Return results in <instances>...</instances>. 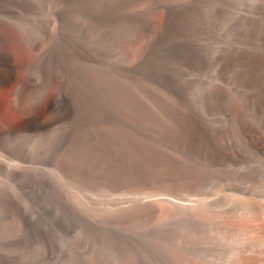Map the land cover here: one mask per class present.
I'll return each mask as SVG.
<instances>
[{
	"label": "bare ground",
	"instance_id": "bare-ground-1",
	"mask_svg": "<svg viewBox=\"0 0 264 264\" xmlns=\"http://www.w3.org/2000/svg\"><path fill=\"white\" fill-rule=\"evenodd\" d=\"M96 1H99V2L101 1V6H100V8L94 7L96 9L91 8V9H93L91 11L92 12L91 16H94L96 18H104V19L107 18V20H108V18H117V19L122 18L121 21L123 20V18H126V19H130V21H128L129 24L132 20V21H134V23L132 22L133 25L137 29L138 28L143 29V27L147 28L150 26L151 18L156 17V16H153L154 15L153 13L155 11L156 12L160 11L161 13H164L163 11L167 12L168 8L170 6L178 5L180 3H183L185 0H85V4H88V7H92L90 5L94 4ZM207 1H206V3H208ZM210 1H212V0H210ZM223 1L224 0L220 1L222 3L219 6V8H220V12L222 11L221 13H224L223 14V16H224V15H228V13L226 14V11L223 12V10L226 8V7L222 6V5H224ZM228 1L229 0H227V2ZM240 1H242V0H240ZM243 1H245V0H243ZM246 1H248V0H246ZM250 1L251 0H249V2ZM252 1H256V0H252ZM259 1L262 2V4H260ZM259 1H258L259 6L260 5L263 6L264 0H259ZM203 2H205V0H203ZM212 2L211 3L209 2V3L212 4ZM251 2H250V4H251ZM89 3H90V5H89ZM199 3H200V5L204 4V3L201 4V1ZM206 3L204 4L205 6L207 5ZM228 3L233 4V2L231 3V0ZM240 3H242V2H240ZM255 3H253V5L251 4V6L253 7ZM214 4H215V1L213 2V6H214ZM218 4H220V3L217 2V5ZM256 4L258 5V3H256ZM239 5L241 6V4H239ZM209 6H211V5H209ZM248 6L250 7V5H248ZM259 6H257V7H259ZM198 7L201 8V6H198ZM230 7H231V5H230ZM233 7H235L234 4H233ZM237 8H238V5H237ZM261 8H263V7H261ZM87 9H85V10H87ZM215 9L217 10L216 12L218 13V10H219L218 6ZM215 9L213 8V10H215ZM231 9H232V7H231ZM255 9H257V8L255 7ZM200 10L202 12V9H200ZM204 10H206V9H203V11ZM226 10H227V8H226ZM251 10H253V12H255L254 7ZM187 11H191V10L187 9ZM187 11L185 13H187ZM193 11H194V9H193ZM193 11H191V12H193ZM208 11L209 10H207V13H209ZM259 11L260 10H258V13H259ZM86 12H88V11H86ZM214 12H213V14L216 13V12L215 13ZM234 12H232L233 15H235ZM194 13H191V14L194 15ZM197 13H200V11L199 12L197 11ZM217 13H216V15H218ZM184 15H183V18H184ZM193 15H192V17H193ZM201 15H203V12L201 13ZM201 15H198L197 18L195 17L192 19L196 20ZM204 15L208 16V14H206V13ZM219 15L221 16L222 14H219ZM233 15H232V17H234ZM258 15L260 16V14H258ZM189 16H191L190 12H189ZM189 16H188V18H189ZM215 16H213V17L215 18ZM247 16H249V14ZM181 17H182V14H181ZM202 17L203 16H201L199 19L202 20L201 19ZM209 17H212V16L209 15ZM236 17H238V14H237V16H235V18ZM186 18H187V16H186ZM216 18H218V17H216ZM229 18L230 17H228V19H226L225 21H223V18H222V21L223 22H226L227 20L229 21ZM235 18H233V19H235ZM192 19H190V20H192ZM204 19H206V18H204ZM210 19L212 20V18H210ZM240 19H241V17H240ZM245 19H247V18H245ZM179 20H180V18L177 19L176 21H179ZM247 20H248V22H250L251 20L254 21L255 19L252 18V19H247ZM258 20H257V22H258ZM102 21H103V19H102ZM110 21H108V22H110ZM152 21L155 23V20H152ZM183 21H184V19H183ZM183 21H181V24L185 23V22L182 23ZM185 21H186V26L189 27L191 21H189V19L188 20L186 19ZM187 21L190 22L188 25H187V23H188ZM202 21L203 22H201L200 24L205 25V24H203L205 20H202ZM207 21H209V20H207ZM259 21L261 22L262 20H259ZM117 22H119V21H117ZM124 22H125V20H124ZM216 22L218 24L219 21H216ZM216 22H213V23L215 24ZM220 22H219V24L222 23V22L221 23ZM255 22H256V20H255ZM98 23L99 22H97L98 26H96V24L93 25V23H91L90 25H93V28H94V26L101 27V25L99 26ZM198 23H196L197 25H195V26L201 27L202 25H200ZM227 23H230V22H227ZM102 24H105V26L109 25V23L108 24L102 23ZM117 24H119V23H117ZM117 24H114V25L117 26ZM121 24H123V23H121ZM178 24L180 25V23H178ZM192 24H193V22H192ZM194 24H195V21H194ZM230 24L232 25V23H230ZM233 24H234L233 25V27H234L236 23H233ZM110 25H111V22H110ZM133 25H131V27ZM207 25H208V23H207ZM211 25H213V24L211 23ZM105 26H104V28L102 27L103 30L101 28L100 31L97 28L99 33L101 31L102 32L104 31V33L106 31L108 32L109 29L105 30L107 28V26H106V28H105ZM184 26H185V24H184ZM192 26H194V25H192ZM195 26H194V28H195ZM119 27H120V25H119ZM119 27L115 30L119 31L121 29V28L119 29ZM121 27H123V26H121ZM135 27L133 28V30L136 29ZM198 27L196 29L199 31L202 30V32H200V33H201V35H204L203 27L200 29H198ZM208 27H209V25L206 26L204 28V30H206V28H208ZM215 27H216V25H215ZM219 27H220V25H219ZM222 27H223V24H222ZM77 28H79V27L77 26ZM112 28L114 29L116 27H111L110 28L111 31H113ZM125 28L126 27H124V29ZM179 28L181 30L182 27H178V28L176 27L177 30H179ZM209 28H211V27H209ZM183 29L186 30L185 28H182V31H183ZM236 29H238V28L236 27ZM258 29H259V27H258ZM133 30L131 33H129V35L131 34L130 36H132L134 38L135 35H138V33L136 32V34H135V31L133 32ZM192 30H193V28H192ZM232 30H233V28L231 27V31ZM238 30H240V29H238ZM116 31L114 33L110 32L111 35L115 34ZM127 31H130V29L128 28ZM139 31L142 33L141 30H139ZM182 31H180V32H182ZM190 31H191V29L187 28L186 33H188V36H189ZM262 31H264L263 28H262ZM46 32H48V31H46ZM102 32H101L100 36L102 35ZM121 32H123V31H121ZM191 32L193 33L194 30ZM246 32H248V31H246ZM99 33H96V34H99ZM145 33H147V32L145 31L144 34ZM192 33H191V36H192ZM207 33L208 32L206 31V35L208 36ZM209 33H212V32L209 30ZM223 33H224V31H223ZM122 34L124 35L125 33H122ZM196 34H197V32H196ZM241 34H242V32H241ZM142 35H143V33H142ZM142 35H140L139 39L142 38ZM145 35H143V36H145ZM181 35H183V34H181ZM184 35H185V33H184ZM206 35H204V36H206ZM225 35L228 36V34H225ZM235 35H238V34L236 33ZM259 35H261V33ZM50 36H48V37L50 38ZM103 36H104V34H103ZM107 36L109 37V33L107 34ZM114 36L117 37V35H114ZM118 36H119V34H118ZM186 37H187V35H186ZM197 37H199V36H197ZM136 38L137 37H135V39ZM213 38H214V36H213ZM213 38L210 37V39H213ZM242 38H243V36H242ZM119 39H116V40H118V42H120ZM124 39L125 38L123 37L122 41H124ZM129 39L131 40L130 37H129ZM135 39L132 40V42H134ZM201 39H205V38L203 37ZM235 39H233L234 42H240L239 38H238L239 41H236ZM255 39L257 40V38H255ZM189 40H190V38H189ZM191 40H194V39H191ZM215 40H217V38ZM225 40H227V42H228L229 39H225ZM233 40H229V42H231ZM250 40L251 39L249 38L248 42H250ZM112 41H114V40H112ZM197 41H199V40H197ZM201 41L204 42L203 40H201ZM207 41L208 40H205L204 43H207ZM224 42H226V41H224ZM251 42H253V41H251ZM251 42H250V44H251ZM115 43L116 42H114L113 47H116ZM204 43H202V44H204ZM242 43L244 45L245 41L242 40ZM127 44H130V43H127ZM127 44H125V45H127ZM132 44L133 43H131V45ZM250 44H247V45H250ZM121 45H118V46L121 47ZM253 45L255 46V44H253ZM77 46H79V45L77 44ZM111 46H110V48H113ZM180 46H182V45H180ZM193 46L190 48H193ZM128 47H131V46L129 45ZM175 47L177 48L179 46L175 45ZM235 47H233V49ZM242 47H244V46H242ZM242 47H240V48H242ZM102 48H104V49L107 48V53H108V50H110L109 47H102ZM208 48L210 50V47H208ZM229 48H231V47H229ZM128 49H130V48H126V50H128ZM193 49H195V47ZM200 49H201V47H200ZM228 49H227L228 52L231 51V52H229V54L230 53L232 54L233 53L232 48H231V50H228ZM237 49L238 48H236V50ZM245 49L243 50V52L245 51L246 53L244 52V53L239 54L238 52L240 51V49L237 52L238 55L236 57V61L239 60V64L237 62H235V64L232 65L233 63L231 62L232 64L229 63L226 67H224V69L225 68L226 69L225 70L223 69L224 72L222 71L223 74H221L222 79H221L220 83L219 82L218 83H216V82L211 83L212 82L211 81L209 84L206 82L207 85L204 87L203 84L205 83L204 82L205 79L204 80L202 79L204 82L202 84L204 88H203L201 93H198L199 94L198 96L196 93L197 91H195L196 95H193L194 97L189 96L191 91L188 95H185V93H184L185 91L187 92V90H190L191 88H193L194 90H196V89H195V87H191V85H189V84L188 85H182L184 80H182L181 84H178L177 82H176L177 84H174L175 83L174 82L173 84L161 83L162 85H156V83L158 81L155 83V85H153L152 82L151 83L149 82L150 84H148V82L147 83L136 82L137 83V84H135L136 86H133L135 82L133 83V85L132 84L127 85V83H128L127 82L126 85H124L125 87L123 86L124 89H122V92H123L122 97L117 98V99L113 98L110 100V102L107 103L110 107V111L108 113L109 125H108V122L106 123V126L103 125L104 124V121H103L102 122V125H103L102 128L103 129L100 130V128H98L100 131L95 130L96 129L95 127H97L98 125H96L95 127H94V124L91 125L92 127L95 128V129L92 128L95 131L92 132V134H90L89 137L86 136V134L83 133V131H82V133H83V135L84 134L85 135H84V137H81V135H82L81 129L79 131L81 135L76 132L77 134L75 136L80 135V137L82 139L84 138V142L81 139L82 142H80V143H83L85 148H86V149L85 148L84 149L88 150V158L86 157V160H85V159H83L84 157H82L83 162L85 160L86 161L85 163H88V164H86L87 166L84 165V163L79 158L78 159L76 158V160H74L73 156H72L73 159H72V157L58 159V160H60V161H58V163H59L58 166L64 172V176L66 173L67 176H69L72 179H76V180L78 179V181H79V178H81V180L82 179L85 181L87 180V182L90 181V182H93V184H95V182H96V185H94V186H98L97 183H99L102 188L104 187V190L102 189L103 192L99 189L101 187L98 186V188H97L98 191H100L98 193L102 192L101 193L102 195H104V194H110V195L112 194L113 195L114 193H117L118 191H120V189L123 187L126 188V187H130V186H135V185L149 186V185L154 184L156 186V189L154 191L148 192L146 195L143 194L144 196H140V194H139L138 195V196H140L139 200L137 199L136 202H132V203L127 204V205H125L123 202H122L123 204H121V203L119 204L117 202H115V203L112 202V204H110V201H109V204L101 203V202L96 203L97 201L94 202L95 201V199H94L92 205L90 204L88 206V205H85L86 202H84V199H83V203L86 206L85 209L83 206L84 211L88 210L89 214L94 215L95 218L100 217L99 219H103V221L100 222V225L102 222H105L107 225H109L111 240L117 245L115 247L116 250L114 252L115 256L113 259V262L115 264H264V52H261V51L252 52L253 50L252 51L247 50L248 51L247 52ZM11 50H12V48L10 49V47L8 45V41H6L4 38H0V83L7 82L9 77L14 78V75L16 74L15 66L12 62L13 58H12V51ZM178 50L179 49H177V51ZM195 50L193 52H195ZM225 50H223V52ZM76 51H78V49ZM95 52H96V50H95ZM110 52H112V51H110ZM114 52L115 51H113L111 54H113ZM171 52H172V50H171ZM206 52H208V49H206ZM225 52L222 53V51H221V54L224 55ZM103 53L101 55L102 57H104ZM187 53H189V52H187ZM202 53L204 54V52H202ZM123 54H125L124 51H123ZM171 54L169 52V55H171ZM205 54L209 55V53H205ZM229 54H226V55L229 56ZM86 55H88V54H86ZM198 55H199V53H198ZM226 55H224V56H226ZM235 55L234 56L230 55V56L232 58H234ZM50 56H52V55H50ZM107 56H109V55H107ZM172 56H174L173 58H175L176 53ZM181 56H183L182 53H181ZM224 56H223L222 60L224 59ZM228 56H227V58H228ZM164 57H165L164 60L166 61L167 60L166 55ZM186 57H187V55L185 56V58ZM190 57H192V56H190ZM220 57H219V59L221 60ZM86 58H88V56H86ZM176 58H178V56H176ZM181 59H182V57H181ZM187 59H189V58H187ZM195 59H198V58H195ZM99 60H100V58H99ZM168 60H170V59H168ZM198 60H200V59H198ZM207 60H208V58H207ZM97 61H98V59H97ZM173 61L178 62V60H173ZM182 61L178 62L179 65H181L180 62H182ZM204 61L206 62L205 58H204ZM204 61H202L203 63L200 65L205 64L204 66H206V64H208V63H204ZM241 61H242V63H240ZM154 62L157 64V62L161 63L162 61H159V59H158V61H154ZM207 62H212V61L208 60ZM217 62H218V60H217ZM100 63H103V62H100ZM153 63H152V65H153ZM188 63L189 62L187 60V64ZM192 63L190 60L189 65L191 64V67H192ZM161 64H162V66H166V68H167V65H163L164 63H161ZM182 64H184V63L182 62ZM198 64H199V61H198ZM226 64H227V62L225 63V65ZM92 65L94 66V64H92ZM184 65H186V63ZM99 66H102V64ZM196 66H197V63H196ZM175 67H177V66H175ZM201 67L203 68V66H201ZM201 67H200V69H202ZM209 67H211V65ZM90 68H91L90 66L87 67L88 70ZM98 68L100 69V67H98ZM98 68H97V70H98ZM151 68H152V66H151ZM160 68H161L160 71H162L163 68L162 67H160ZM177 68H178L177 71H179V67H177ZM184 68H186V71H187L188 67H184ZM195 68H199V67H195ZM77 69L79 71L80 68L77 67L76 70ZM191 69H190V71L192 72ZM82 70H85V69H82ZM82 70L80 72H82ZM86 70L84 72H86ZM106 70H108V69H106ZM151 70H153V69H151ZM151 70H149V72ZM183 70H181V68H180L181 72ZM197 70L194 72H198ZM205 70L203 69V71H205ZM221 70H222V68H221ZM90 71H92V70H90ZM147 71H148V69H147ZM175 71H176V69L174 68V71L172 70L171 72H167V73L170 74V73L175 72ZM149 72H147L148 73L147 75L150 74ZM103 73H105V72H103ZM50 74H52V73H50ZM162 74H163V72H161V75ZM175 74H176V72H175ZM175 74H174V76H175ZM61 75H63V74H61ZM78 75H80V74H78ZM95 75H96V72H95ZM95 75H93L91 78H94ZM104 75H106V74H103L101 76L104 77ZM118 75H119V73H118ZM139 75H141V74H139ZM170 75H172V74H170ZM178 75H181V74H177L176 76H178ZM58 76H60V75H58ZM123 76H125V75H123ZM143 76H145V75H143ZM156 76H158L160 78V76L158 74ZM103 77H101V79ZM113 77H114V75H113ZM169 77H171V76L166 75V79H168ZM59 78H61V77H58L57 79H59ZM91 78H90V80H92ZM119 78L117 77V79H119ZM121 78H123V77H121ZM151 78L153 79V76H151ZM181 78H183V77H181ZM57 79H54V80H57ZM80 79H82V78H80ZM83 79H84V77H83ZM131 79H133V78H131ZM144 79H147V77ZM144 79H143V81H144ZM173 79H174V77H173ZM200 79L199 80L195 79L192 82L193 83L195 82L194 84L198 86V84H196V83L198 81L200 82ZM90 80H89V82H90ZM133 80H135V78ZM133 80H132V82H133ZM81 81H83V80H81ZM117 81H120V80H117ZM146 81H148V80H146ZM149 81H151V80H149ZM205 81H208V80H205ZM86 82H87V80H86ZM89 82H87V83H89ZM98 82H100V80H98ZM121 82H123V81H121ZM13 83L14 84H13L12 89H11V94L16 95L17 97H15V99H13L12 102L14 103L15 101H18V100L20 101L19 102L20 103L19 104L20 109L17 111L21 110V113H23L22 115L25 117V119L32 123V121L34 120L35 117L32 116L31 113H29V111H30L29 107L31 105L36 111H38L39 106L37 103V99L32 95L33 94L32 91L29 90L30 89L28 86L29 83L26 81V79L23 78V73H21V72L18 73V78ZM81 83H82V87H83V84L86 85L84 82H81ZM95 84H96V82H95ZM99 84L97 83L96 84L97 86L94 87V89L97 87H102ZM104 84H105V80H104ZM111 84H113V83H111ZM114 84H116V83H114ZM118 84H120V86H122V83L119 82ZM118 84H116V86ZM93 85L94 84H91V86H90V84H89L91 89H92ZM120 86H117L115 89L119 88ZM75 87H77V86H75ZM87 87L88 86H86V88ZM200 87L202 88V86H200ZM90 88H88L86 92L90 91V94H91V92L96 91V90L92 91L93 89L91 90ZM103 88H105V87H103ZM76 89H78V88H76ZM193 89H192V92L194 91ZM79 90H81V89H79ZM164 91H167V92L170 91V93H172V96L169 93L166 96L165 94H163ZM200 91H198V92H200ZM33 92H34V89H33ZM102 92H103V89H102ZM102 92H100V93H102ZM119 92H121V90ZM167 92H165V93H167ZM44 93L45 92H43L42 94L45 95ZM84 93H85V91H84ZM96 93H97V91H96ZM109 93L112 94V96L114 95L111 91H109ZM29 94L31 97L30 101H29V98H30ZM42 94H40V95L42 96ZM90 94H89V96H90ZM76 95H77V91H76ZM46 98H47V96H46ZM102 98L100 100H103ZM82 99H81L82 100L81 103H83V101H84V98H82ZM46 100H47V102H45V103H47L48 106L51 105V103L53 101L52 98L48 97ZM81 100H79V101H81ZM91 100H93V99L89 98V101H91ZM96 100H99V99H96ZM96 100H94V101H96ZM104 100H106V99H104ZM94 101H91L89 103L92 105V102H94ZM103 101H99V102L101 103ZM29 102H30V105H29ZM99 102H97V103H99ZM105 102H103V103L106 104ZM42 103H44V102L42 101ZM77 103H78V101H77ZM90 104H89V108H90ZM107 104L104 106H108ZM85 106H86V104H85ZM92 106H94V105H92ZM14 107H16V106H14ZM32 107L30 109H33ZM83 107H84V105H83ZM101 107L103 108V106H101ZM43 108L44 107H42V109ZM96 108H97V110H99L100 106H99V109H98V107H96ZM77 109H79V108H77ZM105 109H106V107H105ZM45 110H46V107H45ZM91 110H92V107H91ZM97 110L94 109V112ZM107 111H108V109H107ZM91 112H93V111H91ZM34 113H36V112H34ZM37 113H39V111ZM95 113L98 114V112H95ZM102 114H105V113L102 112ZM105 117H107V113L105 114ZM98 118H100V117H98ZM61 119H62V117H61ZM67 119H65V121ZM103 119H104V117L101 118L100 121H102ZM105 119H107V118H105ZM65 121H63V123ZM105 122H106V120H105ZM97 124H99V123H97ZM100 124H101V122H100ZM99 126H101V125H99ZM85 128H84V130H85ZM88 130H89V128L86 130L87 134L89 133ZM91 131L92 130H90V132ZM33 133H34V131H33ZM70 136H72V135H70ZM85 137H87L86 140H85ZM75 139L73 138V140H75ZM22 140L24 141L25 137H23V139H21L20 141H22ZM26 140H25V142H26ZM73 140L70 141L71 144H72ZM76 140L78 141L80 139H76ZM23 141L21 143H23ZM28 141H29V139H28ZM26 143H28V142H26ZM68 144H70V143H68ZM77 144H78V142L76 144L74 142V146ZM70 145H65V146L68 147ZM72 145H71V147H73ZM76 147H75V149H76ZM63 149H65V148H63ZM66 149L68 150V148H66ZM77 150L79 151V149H77ZM85 152H87V151H85ZM66 153H67V151H66ZM74 153H75V151H74ZM84 153L83 154L80 153V154L85 155ZM69 154L70 153H67V155H69ZM76 154H79V153L76 151ZM61 156H64V155L62 154ZM74 156H76V155L74 154ZM79 157H81V155ZM56 173H57V171H56ZM6 174H7V170H6L5 166L2 164V162H0V192L3 191V188H4L3 186L6 183V178H5ZM46 178L47 177H45V179ZM62 178L63 177H61L60 180H62ZM52 180H54V179L52 178ZM66 180H67V178H66ZM55 183L56 182H54V184ZM66 183H67V181H66ZM54 184H53V186L55 187ZM90 184H88L87 187L88 186L91 187ZM82 185H84V184H82ZM102 185H104V186H102ZM50 186L52 188V185H50ZM57 186H58V184H57ZM59 186L61 187V185H59ZM66 186H68V185H66ZM105 186H107V187H105ZM75 187H77V186H75ZM71 188H72V185H71ZM81 188H83V187H81ZM58 190H60V188ZM58 190H57V192H58ZM62 190H63V188H62ZM76 190H78V189H76ZM93 191L95 192V190H93ZM93 191H92V193H94ZM79 192L81 193V190ZM63 193L64 192H62V196H63ZM71 194H73V196H74V192ZM76 194L78 195V193H76ZM76 194H75V198L78 197ZM55 195H58V193ZM96 195H97V193H96ZM118 195H120V194H118ZM87 196L88 195H86V197ZM129 196H127V198ZM136 196L137 195H135L134 198H136ZM7 198H9V197H7ZM7 198H5V200ZM82 198H83V196H82ZM89 198H91V197H89ZM115 198H117V197L115 196ZM57 199L58 198L56 196L55 200L57 201ZM8 200L9 199H7V202H9ZM79 200L80 199H78V201ZM86 200H87V198H86ZM60 201H62V200H60ZM75 201H77V200L75 199ZM124 201H125V199H124ZM127 202H129V201H127ZM12 203H13V201H12ZM83 203H82V205H83ZM88 204H89V202H88ZM70 205H71V203H70ZM78 206H77V208H78ZM5 207H6V205H5ZM64 208L66 209V207H64ZM77 208H76V211L78 210ZM8 209L10 210L9 207H8ZM12 209H11V211H12ZM0 210H1V206H0ZM3 210H1V212ZM71 210L73 212H75V209L74 210L70 209V211ZM77 212H79V210ZM79 213H77V214L79 215ZM73 214H76V213H73ZM83 215H84V213L82 214V216ZM86 215H87V213H85V216ZM72 217L74 218V215ZM86 217L83 216L84 219ZM78 219H77V221L79 222L80 220H78ZM99 219H98V221H100ZM88 221L89 220L87 218V221H85V222L88 223ZM93 221H94V219H93ZM82 222L84 223V225L87 224L83 220H82ZM80 223H81V221H80ZM114 226H117V229H115ZM10 227L11 226H9L7 229H9ZM85 227H86V225L83 228H85ZM88 227H90V226H87L86 228H88ZM96 230H97V227H96ZM95 232H97V231H95ZM100 233H101V231H100ZM97 234H99V232ZM101 236H103V235L101 234ZM99 238H97V239H99ZM103 245H105V244H103ZM97 247H98V244H97ZM102 247L104 248L105 246H102ZM111 248H112V246H111ZM111 250H113V249H110V251ZM105 251H104V254H107ZM102 255H103V253H102ZM95 256L93 257L94 259L96 258ZM105 258H107V257H105ZM103 260H105V259H103ZM110 261H111V259H110Z\"/></svg>",
	"mask_w": 264,
	"mask_h": 264
},
{
	"label": "rangeland",
	"instance_id": "rangeland-1",
	"mask_svg": "<svg viewBox=\"0 0 264 264\" xmlns=\"http://www.w3.org/2000/svg\"><path fill=\"white\" fill-rule=\"evenodd\" d=\"M200 1H201V4L202 3L205 4L207 0H205V2H203V0H200ZM200 1L199 0H185L183 3L178 4L179 6L178 5L170 6L168 8L167 12L163 11L164 13H161L160 11H157V12L155 11L153 13L154 14L153 16H156V17H152L153 19L151 18L150 21L152 23L150 22V26H149L150 28L149 27H147V28L143 27V29H144L143 30L142 28L137 29L133 25L134 21H132V20L129 24L128 21H130V19L123 18V20L121 21L122 18H120V19L108 18V20H107V18L104 19V18H96L94 16H91V13H92L91 11L93 10L91 8H94V7L100 8L101 1L100 2L96 1L92 5H90V3H89V5L92 7H88V4H85V0H0V38H4L6 41H8V45H9L10 49L12 48V50H11L12 51V58H13L12 62L14 64L15 70H16V74L14 75V78L9 77L7 82L0 83V139H1L0 140V162H2V164L5 166V168L7 170V174L5 177L6 183H5V185L3 184L4 185L3 191L0 192V197H1L0 198V200H1L0 206H1V210L4 209L2 212L0 210V216H1L0 217V227H1L0 228V264H115L113 262V259L115 256L114 255V252L116 250L115 247L117 245L111 240L109 225H107L105 222H102L100 225V222L103 221V219H99L100 217L95 218L94 215L89 214L88 210L84 211V209L86 207L85 205H88V206L90 204L92 205L94 199H95L94 202L97 201L96 203L101 202V203L109 204V201H110V204H112V202L113 203L117 202L119 204L124 203L125 205H127V204H130L132 202H136L137 199L139 200L140 196H144L148 192L154 191L156 189V186L154 184L149 185V186L135 185V186H130V187H126V188L123 187L120 189V191H118L117 193H114L113 195L112 194L111 195L110 194L102 195L101 193L103 192L104 187L102 188L99 183H97V184L99 187H101V188H99L102 191L101 193H98V192H100L97 189L98 186H94V185H96V182H95V184H93V182L89 181L91 183L90 184L89 182H87V180L86 181L83 179L81 180V178H79V181H78V179L76 180V179L70 178L69 176H67L66 173H65V176H66L65 177L64 172L58 166V164H59L58 161H60L58 159L68 158V157L73 156L74 160H76V158L77 159L79 158L83 162L82 157H84L83 159H85V160H86V157L88 158V150H85L86 148H85L84 144L80 143V142H82L81 137H84L85 134H86V136L89 137V135L92 134V132H94L95 130H97V131L102 130L103 125L106 126L107 122L109 125L108 113L110 111V107L107 103L110 102V100L113 98L117 99V98L122 97V95H123L122 89H124V87H125L124 85H126L127 82H128L127 85L128 84L133 85V83L135 82L133 86H136L135 85V84H137L136 82H138V83H147L148 82V84H150L152 82V84L155 85V83L158 81L160 84L157 82L158 84L156 83V85H162L161 83L173 84L174 82H175L174 84H177V83L181 84L182 80H184L182 85H188L189 84V85H191V87H195V89H196V90H194L193 88L190 87L191 88V89L189 88L190 90H187V92L186 91L184 92L185 95H188L191 91L189 96L196 95V93L198 96L199 95L198 93L202 92L203 88L207 85V83L210 84L211 81H212L211 83H215V82L220 83L221 82V79H222L221 74H223V72H224L223 69L229 63L230 64L233 63L232 65H234L235 62H237L239 64V60L236 61V57L238 55L237 52L239 51V49H240V51L238 52L239 54L244 53L245 51L243 52V50L245 48H246L245 49L246 51L247 50H249V51L253 50L252 52H254V51L264 52V31H262V28L264 30V26H263L264 25V19H263L264 18V4H263V6L262 5L259 6V2H260L259 0H256L257 2L251 0L253 3H255V2L258 3V5L255 3L253 6L255 12H253V10H251V9H253V7L251 6V4L253 5V3L250 1L251 2V4H250L249 0L248 1L245 0L246 2L243 0L242 1L231 0V3L233 2L235 7H233V4L228 3L230 0L228 2H227V0H224L223 1L224 5H222V6L226 7L227 10L225 8L223 10V12L226 11V14L228 13L229 16L228 15L223 16L224 13H221L222 11L220 12L219 6L222 3L220 1H222V0H212L213 2L215 1V4H214L215 7L213 6V2L210 0H208L207 2L208 3L212 2V4L206 3L208 6L207 5L205 6L204 4L200 5V3H199ZM217 2H219L220 4L217 5ZM240 2H242V3H240ZM239 4H241V6ZM260 4H262V2H260ZM197 5L201 6V8H199ZM209 5H211V6H209ZM230 5H231L232 9H231ZM237 5H238V8H237ZM248 5H250V7ZM217 6L219 9L218 13L216 12L217 10L215 9ZM257 6H259V7H257ZM212 7L215 10H213ZM255 7L257 9H255ZM261 7H263V8H261ZM85 9H87V10H85ZM94 9H96V8H94ZM187 9L191 10V11H193V9H194V11L193 12L187 11ZM200 9H202L203 15H201L202 12ZM203 9H206V10L203 11ZM207 10H209L208 11L209 13H207ZM258 10H260L259 13H258ZM86 11H88V12H86ZM186 11H187V13H185ZM197 11L198 12L200 11V13H197ZM212 11L213 12L215 11L218 15H216L215 12H214L215 14H213ZM189 12H190L191 16H189ZM204 12L206 14H208V16L204 15L205 14ZM232 12H234L235 15H233ZM191 13H194V15ZM236 13L238 14V17H236L237 19L235 18V16H237ZM181 14H182V17H181ZM219 14H222V15L220 16ZM246 14L247 15L249 14V16H247ZM258 14H260V16ZM183 15H184V18H183ZM192 15H193V17H192ZM198 15L203 16L201 19L205 20L203 23L205 25L200 24L201 22H203L202 20L199 19L201 16H199V18L196 19L197 21L192 19L195 17L197 18ZM209 15L212 17H209ZM232 15L234 17H232ZM186 16H187V18H186ZM188 16H189V18H188ZM213 16H215V18ZM216 17H218V18H216ZM228 17H230L229 21L227 20L226 22H223L226 19H228ZM240 17H241V19H240ZM176 18L177 19L180 18V20H179L180 22L176 21L177 20ZM185 18L187 20L189 19V21H191V23L189 21H187L188 22L187 25L190 23L191 26L190 25H189V27L186 26V21H185L186 19ZM204 18H206V19H204ZM210 18H212V20ZM222 18H223V21H222ZM233 18H235V19H233ZM245 18H247V19L254 18L256 20V22L258 19L262 20V21L260 22L258 20V22L256 23L255 20L254 21L251 20L252 22L251 21L248 22V20ZM102 19H103V21H102ZM183 19H184V21H183ZM190 19H192V20H190ZM124 20H125V22H124ZM152 20H155V23ZM193 20L195 21V24H194ZM207 20H209V21H207ZM215 20L219 21V22L221 21L222 23L220 22L221 24H219V22H218V24H217V22ZM108 21L111 22V25H110V22H108ZM117 21H119V22H117ZM181 21H183L182 23L185 22L184 23L185 26H184V24H181ZM97 22H99L98 24H99V26L101 25V27H96V26H98ZM112 22L114 24H117V23H119V24H117V26H115ZM192 22H193V24H192ZM213 22H216V23L214 24ZM227 22L232 23V25L230 23H227ZM91 23H93V25L96 24V26H94V28L96 30L98 28L99 31L102 27L104 28V26H105V24H102V23H107V24L109 23L108 26L106 25L107 28L105 26V28H106L105 30H108V29L109 30H108V32L106 31L105 33H104V31L103 32L101 31L102 35L100 36L101 32L99 33L98 30H97L98 31L97 32L93 28V25H90ZM121 23H123V24H121ZM178 23H180V25ZM196 23H198L202 26L201 27L195 26V25H197ZM207 23H208L209 27H211V28L208 27V28H206V30H204V28L206 26H208ZM211 23L214 26L211 25ZM233 23H236L234 27H233V25H234ZM222 24H223V27H222ZM119 25H120V27H119ZM131 25H133L136 29L133 30L134 27L133 26L131 27ZM192 25H194L195 28ZM215 25H216V27H215ZM219 25H220V27H219ZM77 26L79 28H77ZM121 26H123V27H121ZM111 27H116V28H114V29L112 28L113 31H111V29H110ZM118 27H119V29L121 28L120 30L123 32H121L120 30L119 31L117 30L118 31L117 32L115 29H117ZM124 27H126V28L124 29ZM176 27L177 28L182 27V28H185L186 30L183 29V31H184L183 32L182 28H181V30L179 28V30L182 31V32H180L179 30L176 29ZM197 27H198V29L203 27L204 35H206V31H207L208 36L207 35L206 36L201 35L200 32H202V30H200V31L197 30L196 29ZM231 27L233 28L232 31H231ZM236 27L240 30L236 29ZM258 27H259V29H258ZM103 28H102V30H103ZM128 28L130 29V31H127ZM187 28L191 29V31L194 30L193 33L190 31L189 36H188V33H186ZM192 28H193V30H192ZM131 29L133 30V32L135 31V34H136V32L138 33L139 36L135 35V37H137L136 39H135V37L133 38L132 36H130L131 34L129 35V33L132 32ZM139 30L142 31L143 35H145V34L146 35L143 36ZM209 30L212 33H209ZM46 31H48V32H46ZM115 31H116V33L111 35L110 32L114 33ZM145 31L147 33L144 34ZM223 31H224V33H223ZM246 31H248V32H246ZM196 32H197V34H196ZM241 32H242V34H241ZM96 33H99V34H96ZM108 33H109V37L107 36ZM117 33L119 34V36ZM122 33H125V34L123 35ZM184 33H185V35H184ZM191 33H192V36H191ZM236 33L238 35H235ZM260 33L262 36L259 35ZM103 34L105 37L106 36L107 37L105 38L103 36ZM181 34H183V35H181ZM225 34H228V36ZM114 35H117V37ZM140 35H142V38L139 39ZM186 35L188 38L186 37ZM196 35L199 37L201 36V37L199 38ZM212 35L214 36V38ZM216 35L217 36L219 35L218 37L220 39ZM48 36H50V38ZM202 36L205 39H201V38H203ZM242 36H243V38H242ZM123 37L126 40L124 39V41H122ZM129 37L131 38V40L129 39ZM210 37L213 39H210ZM189 38H190V40H189ZM216 38H217V40H215ZM238 38L240 39V42H234L233 39H235L236 41H239ZM249 38L251 39L250 42L253 41V42H251V44H250V42H248ZM255 38H257V40ZM116 39H119L120 42H118V40H116ZM134 39H135V41L132 42V40H134ZM191 39H194V40H191ZM225 39H229V40H233V41L229 42V40H228V42H229L228 43L227 40H225ZM112 40H114V41H112ZM197 40H199V41H197ZM201 40H203L204 42H205V40H208V41H207V43H204ZM242 40L245 41L244 45L242 43ZM125 41L127 43H130V44H127ZM224 41H226V42H224ZM114 42L117 43V44L115 43L116 47H113ZM131 43H133V44L131 45ZM202 43H204V44H202ZM77 44L79 46H77ZM125 44H127V45H125ZM247 44H250V45H247ZM253 44H255V46ZM118 45H121V47ZM129 45L131 47L132 46L133 47L132 48L128 47ZM175 45H177L179 47L176 48ZM180 45H182V46H180ZM110 46L113 48H110ZM192 46H193V48L195 47L196 50L193 48H190ZM199 46L201 47V49ZM242 46H244V47H242ZM102 47H109L110 50H108V53L110 51H112V52L115 51V52L113 54H111L112 52H110L108 54L107 48L104 49ZM125 47L130 48V49L126 50ZM208 47H210V50ZM229 47L232 48V50H233L232 54L233 55L231 53L229 54V52H231V51H229V52L227 51V49ZM233 47H235V48L233 49ZM240 47H242V48H240ZM231 48H229L228 50H231ZM236 48H238V49L236 50ZM77 49H78V51H76ZM94 49L96 50V52ZM177 49H179L178 50L179 52L177 51ZM206 49H208V52H206ZM171 50H172V52H171ZM194 50H195V52H193ZM223 50L226 51V52L224 51L225 52L224 55L229 54V56L228 55L224 56L223 54H221V51H222V53H224ZM123 51L125 54H123ZM168 51L170 52V54L171 53L172 54L169 55ZM187 52H189V53H187ZM202 52H204V54L209 53V55L208 54L204 55ZM102 53L104 54L103 56L105 58L101 56ZM175 53H176V56H178V58H176V56H175V58H173L174 56H172V55H174ZM181 53L183 54V56H181ZM198 53L200 56L202 54L204 56L202 55L200 57L198 55ZM86 54H88V55H86ZM50 55H52V56H50ZM107 55H109V56H107ZM163 55L164 56L166 55V59L167 60L170 59V60L165 61L164 60L165 57ZM186 55H187V57L185 58ZM230 55L231 56L235 55V57L232 58ZM86 56H88V58H86ZM190 56H192V57H190ZM223 56H224V59L222 60ZM227 56H228V58H227ZM98 57L100 58V60ZM181 57H182V59H181ZM219 57L221 58V60L219 59ZM187 58H189V59H187ZM195 58H198L200 60L195 59ZM204 58H205L206 62L204 61ZM207 58L209 61H212V62H207L208 61ZM97 59H98V61H97ZM158 59H159V61H162L161 63H164L163 65H167V68H166V66H162V64L160 62H157V64L154 62V61H158ZM173 60H178V62L183 60L182 62L184 64L186 63V65H184V64H182V62H180V64L182 65L181 66V65H179L178 62H175ZM187 60L189 63H190V60H191V63L193 61L195 62V63L194 62L192 63V67H191V64L190 65H189V63L187 64ZM217 60H218V62H217ZM198 61H199V64H198ZM202 61H204V63H208V64H206V66L208 68L206 66H204L205 64L200 65L203 63ZM100 62H103V63H100ZM226 62H227V64L225 65ZM91 63L94 64V66ZM152 63H153V65H152ZM196 63H197V66H196ZM240 63H242V61ZM98 64L99 65L102 64V66H99ZM209 64L211 65V67H209L210 66ZM150 65L152 66V68ZM174 65L179 67V71H177L178 68L175 67ZM76 66L78 68H80L79 71H78V69L76 70V68H77ZM89 66L91 68L92 67L93 68L92 69L90 68L88 70L87 67H89ZM201 66H203V68ZM98 67H100V69ZM160 67L163 68L162 71H160L161 70ZM184 67H188L187 71H186V68H184ZM195 67H199V68H195ZM200 67L202 69H200ZM97 68H98V70H97ZM174 68L176 69V71H175L176 74H175V72L170 73L172 75L167 73V72H171L172 70L174 71ZM180 68H181V70H183V69L184 70L181 72ZM221 68H222V70H221ZM82 69H85V70L87 69L90 73L87 70H86V72H84L85 70H82ZM106 69H108V70H106ZM147 69H148V71H147ZM151 69H153V70H151ZM190 69L192 70L193 73L190 71ZM195 69L196 70L198 69L197 70L198 72H194V71H196ZM203 69L204 70L208 69V70L203 71ZM81 70L83 73L80 72ZM90 70H92V71H90ZM149 70H151V71L149 72ZM146 71L149 72L150 74L147 75L148 73ZM20 72L23 73V78L26 79V81L29 83V84L27 83L29 88H30L29 90L32 91V93H33L32 95L37 99V103L39 106V109H38L39 113H37L38 111H36L30 105V102H29V105H30L29 113H31L32 116L35 117L34 120L32 121V123L25 119V117L22 115L23 113H21V110L17 111L20 109L19 108V104H20L19 102L20 101L18 100V101H15L14 103L12 102V100L15 99V97H17V96L11 94V89H12V86L14 84L13 82L18 78V73H20ZM95 72H96V75H95ZM103 72H105V73H103ZM161 72H163V74H162L163 76L161 75ZM50 73H52V74H50ZM81 73L83 75L84 74L85 75L83 76ZM102 73L106 74V75H104V77H103V76H101V75H103ZM118 73L123 78H121L118 75ZM120 73L121 74L123 73V74L121 75ZM61 74H63V75H61ZM78 74H80V75H78ZM112 74L114 75V77ZM139 74H141V75H139ZM142 74L145 76H143ZM157 74L160 76V78L158 76H156ZM174 74H175V76H174ZM177 74H181V75L176 76ZM58 75H60V76H58ZM93 75H95V77L91 78ZM123 75H125V76H123ZM166 75L171 76V77H169L170 79L169 78L166 79ZM82 76L84 77V79ZM129 76L133 79L135 78V80L131 79ZM151 76H153V79L151 78ZM172 76L174 77V79ZM180 76L183 78H181ZM58 77H61V78L57 79ZM101 77H103V78L101 79ZM117 77L118 78L120 77L121 79L120 78L117 79ZM146 77H147V79H144ZM80 78H82V79H80ZM90 78L92 80H90ZM198 78L199 79L201 78V79H200V82L196 81L197 82L196 84H198V86H197L194 84L195 82L193 83L192 81H194L195 79L199 80ZM54 79H57V80H54ZM143 79H144V81H143ZM202 79L203 80L205 79L208 81L204 80V82H205L204 83ZM81 80H83V81H81ZM86 80H87V82H89V80H90V82L87 83ZM98 80H100V82H98ZM104 80H105V84H104ZM117 80H120V81H117ZM132 80H133V82H132ZM146 80H148V81H146ZM149 80H151V81H149ZM121 81H123V82H121ZM81 82H84V83L86 82L85 83L86 85L83 84V87H82ZM95 82H96V84L100 83L99 85H101L102 87H97L98 89L97 88L94 89V87L97 86L95 84ZM117 82L122 83V86H120V84H118ZM111 83H113V84H111ZM114 83L118 84L117 86H120V87L115 89L117 86ZM89 84H90V86H91V84H94L92 87L93 90L90 88ZM202 84L204 85V87ZM75 86H77V87H75ZM86 86H88V87L86 88ZM200 86H202V88ZM103 87H105V88H103ZM76 88H78V89H76ZM88 88H90L92 91L96 90L97 93H96V91L91 92V94H90V91L86 92ZM33 89H34V92H33ZM79 89H81V90H79ZM102 89H103V92H102ZM192 89L194 90L193 92H192ZM120 90H121V92H119ZM42 91L45 92L44 93L45 95L42 94L43 93ZM76 91H77V95H76ZM84 91H85V93H84ZM109 91H111L112 93L115 91L113 93L114 95L112 96V94H110ZM195 91H197V92L195 93ZM198 91H200V92H198ZM100 92H102V93H100ZM165 92H167V91H164L163 94H165L166 96L168 95V93L171 94V96H172V93H170V91L167 93H165ZM39 93L42 94L43 97ZM89 94H90V96H89ZM46 96H47V98L51 97L53 100L51 105H49V106L47 105V103H45V102H47ZM29 97H30V94H29ZM77 97L78 98L80 97V98L78 99ZM88 97L93 99L91 101H94L96 99H99V100L92 102V105H94V106H92L89 103L91 101H89ZM82 98H84L83 103H81L83 100ZM101 98L103 100L104 99H106V100H104V101L100 100ZM30 99H31V97L29 98V101H30ZM76 100L78 101V103ZM79 100H81V101H79ZM42 101L44 103H42ZM99 101H103V102L106 101L105 103L108 106H104L106 104H104L103 102L100 103ZM97 102H99V103H97ZM85 104H86V106H85ZM89 104H90V108H89ZM83 105H84V107H83ZM14 106H16V107H14ZM99 106H100V109H99ZM101 106H103V108ZM31 107L33 109H30ZM42 107H44V108L42 109ZM45 107H46V110H45ZM91 107H92V110H91ZM96 107H98L99 110H97ZM105 107H106V109H105ZM77 108H79V109H77ZM94 109L97 110L95 112H98V114H96L94 112ZM107 109H108V111H107ZM91 111H93V112H91ZM34 112H36V113H34ZM102 112L105 114L107 113V117H105V114H102ZM61 117H62V119H61ZM98 117H100V118H98ZM103 117H104V119L102 121H100L101 118H103ZM105 118H107L108 120ZM65 119H67V120L65 121ZM105 120H106V122H105ZM63 121H65V122L63 123ZM103 121H104V124L102 125ZM100 122H101V124H100ZM97 123H99V124H97ZM93 124H94V127L96 125H98L97 127H95L96 129L91 126ZM99 125H101V126H99ZM84 128H85V130H84ZM88 128H89V130H88L89 133L87 134L86 130ZM92 128H94L95 130H93ZM98 128H100V130ZM80 129H81V133H82V131H83V133H85L84 135L82 133L83 136L79 132ZM90 130H92V131L90 132ZM33 131H34V133H33ZM76 132L79 133L81 135V137H80V135H78L79 137L75 136L77 134ZM70 135H72V136H70ZM23 137H25V140L27 138L29 139V141H28V139L26 140V142H28V143H26L25 140L24 141L22 140L24 144L21 143L22 141H20V140L23 139ZM73 138L74 139L75 138L80 139V140H78V141L76 139L73 140ZM86 138L87 137H85V140H86ZM71 140H73V142H72L73 145L70 142ZM82 140L84 142V138ZM74 142H75V144L78 142L79 145L77 144L74 146ZM68 143H70L74 148L71 147V145ZM65 145H70V146L67 147ZM75 147H76V149H75ZM63 148H65V149L68 148V150L67 149L65 150ZM77 149H79V151ZM66 151H67V153H70V154L67 155ZM74 151H75V153H74ZM76 151L79 154L80 153L83 154L85 151H87V152L84 153L85 155L80 154L81 157H79L80 155L76 154ZM62 154L64 156H61ZM74 154L76 156H74ZM73 157H72V159H73ZM85 160L83 162L84 165L88 164V163H85L86 162ZM56 171H57V173H56ZM45 177H47V178L45 179ZM61 177H63L62 180H60ZM52 178L55 181L52 180ZM66 178H67V180H66ZM65 180L67 181V183ZM54 182H56V183L54 184ZM53 184L55 185V187L57 186V184H58V186L55 188L53 186ZM70 184L72 185V188H71ZM82 184H84V185H82ZM88 184H90L91 187H89V186L87 187ZM50 185H52L53 189L51 188ZM59 185H61V187ZM66 185H68V186H66ZM75 186H77V187H75ZM102 186H104V185H102ZM81 187H83V188H81ZM105 187H107V186H105ZM59 188H60V190H58ZM62 188L64 191L62 190ZM76 189H78V190H76ZM57 190H58V192H57ZM80 190H81L82 194L84 193L83 195L79 192ZM91 190L92 191L95 190L97 195L94 191L93 192L95 194L92 193ZM61 191L64 193L66 192V193L65 194L63 193V196H62ZM73 192H74V196H73V194H71ZM57 193H58V195H55ZM76 193H78V195ZM75 194L78 196V197L76 196L77 198H75ZM118 194H120V195H118ZM139 194H140V196H138ZM86 195H88V196L86 197ZM135 195H137L138 197L136 196V198H134ZM56 196L58 198L57 201L55 200ZM82 196H83V198H82ZM115 196L117 198H115ZM127 196H129V197L127 198ZM7 197H9V198H7ZM89 197H91V198H89ZM5 198L9 199L8 200L9 202H7V199L5 200ZM86 198H87V200H86ZM75 199L77 201H75ZM78 199H80V200L78 201ZM83 199H84V202H86L85 205L83 203ZM124 199H125V201H124ZM60 200H62L63 202ZM12 201H13V203H12ZM127 201H129V202H127ZM88 202H89V204H88ZM70 203H71V205H70ZM82 203H83V205H82ZM75 204L79 205V206L77 205L78 208ZM5 205H6V207H5ZM83 206H84V209H83ZM8 207L10 208V210L8 209ZM64 207H66V209ZM76 208L79 210V212L80 211L81 212L80 213L77 212L78 210L76 211ZM11 209H12V211H11ZM70 209H73V210L75 209V212H73L72 210L70 211ZM82 212L84 213V215H83L84 217L87 216L85 219L82 216V214H83ZM73 213H76V214H73ZM77 213H79V215ZM85 213H87L86 216H85ZM72 214L74 215V218L72 217L73 216ZM87 218L89 220L88 223L85 222V221H87ZM77 219L80 220L81 223H80V221L78 222ZM81 219L85 223H87V224H85L86 227L87 226H90V227H88V228L85 227L86 229L83 228L85 225ZM93 219L95 222L93 221ZM98 219L100 221H98ZM9 226H11V227L9 229H7ZM96 227H97V230H96ZM114 227H115V229H117V226H114ZM95 231H97V232H95ZM100 231H101V233H100ZM98 232H99V234H97ZM101 234L103 236H101ZM97 238H99V239H97ZM97 244H98V247H97ZM103 244H105V245H103ZM109 244L112 246V248ZM102 246H105L106 248L105 247L103 248ZM110 249H113V250L110 251ZM104 251L107 254H104ZM102 253L104 256L106 255L105 257H107V258H105L102 255ZM94 256L96 257L95 259L93 258ZM103 259H105V260H103ZM110 259H111V261H110Z\"/></svg>",
	"mask_w": 264,
	"mask_h": 264
}]
</instances>
